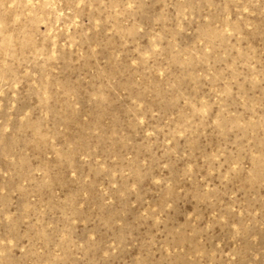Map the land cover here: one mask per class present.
Wrapping results in <instances>:
<instances>
[{
    "label": "rangeland",
    "instance_id": "1",
    "mask_svg": "<svg viewBox=\"0 0 264 264\" xmlns=\"http://www.w3.org/2000/svg\"><path fill=\"white\" fill-rule=\"evenodd\" d=\"M0 264H264V0H0Z\"/></svg>",
    "mask_w": 264,
    "mask_h": 264
}]
</instances>
